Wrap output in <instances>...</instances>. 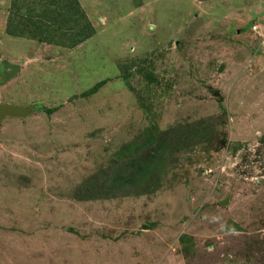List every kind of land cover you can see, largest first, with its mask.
<instances>
[{
	"label": "rangeland",
	"instance_id": "374dc122",
	"mask_svg": "<svg viewBox=\"0 0 264 264\" xmlns=\"http://www.w3.org/2000/svg\"><path fill=\"white\" fill-rule=\"evenodd\" d=\"M30 1L0 0V102L35 104L0 122V264H264V0H78L73 46L9 34ZM150 124L160 189L78 199Z\"/></svg>",
	"mask_w": 264,
	"mask_h": 264
},
{
	"label": "trees",
	"instance_id": "16d2710c",
	"mask_svg": "<svg viewBox=\"0 0 264 264\" xmlns=\"http://www.w3.org/2000/svg\"><path fill=\"white\" fill-rule=\"evenodd\" d=\"M37 1L42 3V12L47 9L49 23L38 31V24L31 15V8H28L29 23L19 22L21 16L18 12L13 14L12 18L15 16L16 24L8 25L9 34L24 36L27 32L36 34V37L42 41H51L52 39L46 40L45 32L43 34L38 32L44 29L48 32L64 30V27H68V37L71 41L64 42L68 46L77 45L94 34V27L85 12L79 8L78 0H31L25 4H37ZM17 10L20 11V5ZM60 15L64 16L66 24L59 23L58 26L53 27L52 25L57 24ZM23 30H25L24 35H22ZM148 78L153 80L152 77ZM103 84L104 81L98 82L92 90H97ZM171 140L168 137L165 139V135L161 136L159 128L150 124L141 131V134L115 151L105 169L86 177L83 183L77 186L75 190L77 198L80 200L103 199L112 195L113 197L117 195L131 197L156 192L162 185L161 163L167 158V152L175 149ZM145 148L148 152L146 154L142 152ZM182 240L185 248L192 242V238L186 234L182 236Z\"/></svg>",
	"mask_w": 264,
	"mask_h": 264
},
{
	"label": "water",
	"instance_id": "95a60500",
	"mask_svg": "<svg viewBox=\"0 0 264 264\" xmlns=\"http://www.w3.org/2000/svg\"><path fill=\"white\" fill-rule=\"evenodd\" d=\"M35 107V104H29V105H17V104H6L0 102V121L5 117H26L31 112H33V109ZM221 204H224L222 202ZM144 228L147 227L146 225L143 226Z\"/></svg>",
	"mask_w": 264,
	"mask_h": 264
},
{
	"label": "crops",
	"instance_id": "0c3cea01",
	"mask_svg": "<svg viewBox=\"0 0 264 264\" xmlns=\"http://www.w3.org/2000/svg\"><path fill=\"white\" fill-rule=\"evenodd\" d=\"M25 36H27V35H24V37ZM29 37V36H28ZM32 36H30V38H31ZM18 64V65H17ZM17 64H14V65H16V67H19L20 65H22V62L20 61V63H17ZM14 68V67H13ZM1 122V121H0Z\"/></svg>",
	"mask_w": 264,
	"mask_h": 264
},
{
	"label": "clouds",
	"instance_id": "9594fccd",
	"mask_svg": "<svg viewBox=\"0 0 264 264\" xmlns=\"http://www.w3.org/2000/svg\"><path fill=\"white\" fill-rule=\"evenodd\" d=\"M15 118H23V117H15Z\"/></svg>",
	"mask_w": 264,
	"mask_h": 264
}]
</instances>
